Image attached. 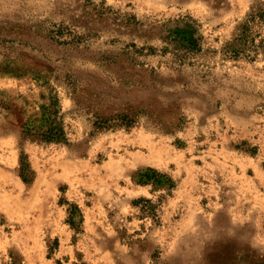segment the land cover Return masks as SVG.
<instances>
[{
    "label": "rangeland",
    "instance_id": "obj_1",
    "mask_svg": "<svg viewBox=\"0 0 264 264\" xmlns=\"http://www.w3.org/2000/svg\"><path fill=\"white\" fill-rule=\"evenodd\" d=\"M0 31L17 56L0 74V264H264V0H0ZM71 75L133 102L135 123L97 127ZM52 87L69 143L24 136ZM148 167L172 193L137 184Z\"/></svg>",
    "mask_w": 264,
    "mask_h": 264
},
{
    "label": "trees",
    "instance_id": "obj_2",
    "mask_svg": "<svg viewBox=\"0 0 264 264\" xmlns=\"http://www.w3.org/2000/svg\"><path fill=\"white\" fill-rule=\"evenodd\" d=\"M15 43V38H8L0 31V74L13 71V64L17 59V56L12 55ZM67 82L72 86L74 100L90 111L95 118L94 124L97 127L131 126L135 123L137 114H135L133 102L118 104L117 97L109 95L111 92L100 91L99 89L92 92L89 87H79L76 84V80L73 79V75L68 76ZM42 98L38 120H30L26 123L24 136L34 141L69 143L63 107L56 88L52 87L50 92L44 94ZM3 103V105H6L5 102ZM5 108H8V106L6 105ZM143 112L145 111H140V113ZM20 173L26 182L30 181L33 174L31 163L25 152L21 155ZM136 182L143 186H152V191L164 189L167 194L172 193L177 186L176 180L172 175L153 167H148L138 172ZM133 203L146 217H151L156 222L160 221L159 201L142 196L134 200ZM67 204V222L74 229L79 230L84 221L83 212L77 204L70 202H67Z\"/></svg>",
    "mask_w": 264,
    "mask_h": 264
}]
</instances>
